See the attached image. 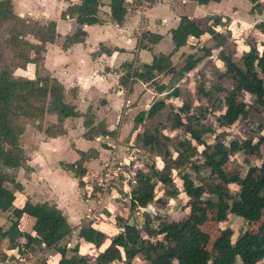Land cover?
<instances>
[{"label": "trees", "instance_id": "obj_1", "mask_svg": "<svg viewBox=\"0 0 264 264\" xmlns=\"http://www.w3.org/2000/svg\"><path fill=\"white\" fill-rule=\"evenodd\" d=\"M149 5L156 0H147ZM209 1L195 0L197 4ZM256 5L258 0H248ZM139 0H109V15L116 23L121 24L127 8L134 7ZM98 0H79L71 3L60 12V17H70L78 25L99 23L97 16ZM222 16L212 14L200 19L182 15L174 28L169 30L172 49L164 54H153L148 63L125 62L119 82L126 91L131 90L134 82L140 81L151 87L156 93H164L166 97H178L176 86L185 73L193 70L207 55L210 49L200 46L202 55L187 54L180 64H173L170 56L191 39L198 40L209 35L220 47L225 36L215 26H221ZM225 19V18H224ZM205 27L202 26L203 21ZM255 28L264 30V20L255 24ZM84 31L76 30L63 38L62 47L82 40ZM56 37L54 21L39 23L38 21L20 17L13 12L11 0H0V210L8 211L11 223L7 232L17 231L18 236L25 238V243L16 247L21 253L31 244H43L44 248H55L59 257L53 264H87L85 254L78 253L74 246L72 253L65 256L66 248L58 242L70 232L65 217L53 203L40 202L33 206V223L30 231L18 230V223L25 217L23 206L27 199L23 198L14 204V192L20 190V184L14 180L7 169L24 165L27 157L20 145V137L27 125L34 127L47 137L64 135L63 121L66 118L82 115V125L85 128L83 136L92 139L95 135L114 136V130H108L104 121L94 123L89 108L79 114L73 103L66 100L61 83L54 77L38 74V63L44 52L46 42H52ZM161 36L148 30L141 33L138 47L146 48L148 44L156 43ZM246 50L240 54V65L229 62L227 56L218 51V57L224 66L215 73L220 81H226L230 88L224 89L220 83L200 88V93L206 100L212 98L221 111L215 120L217 125L229 127L239 119L247 118L250 109L264 110V40L256 45L247 42ZM106 53L109 49L103 48ZM159 75H168L167 82H161ZM225 92H222V91ZM222 92L218 98L214 93ZM238 94H248L252 104L238 100ZM165 105V99L153 101L147 109L140 110L133 118L135 128L145 118H152ZM190 105L183 103L171 114L172 128H182L188 133L187 138L178 142L179 150L175 159H170L168 152H163L165 163L187 162L196 175L199 165L205 166L207 175L198 179L197 183L187 175H181V186L188 207L184 217L177 220H158L144 214L142 224L137 227L129 223L125 216L115 214L112 223L117 230L112 234L96 228L92 222L82 223L77 230V238L88 243L97 252L92 257L94 264H113L121 262L130 264L134 257H141L146 264H262L264 259V134H258L257 140L251 139L222 141L223 131L217 132L211 143L201 138L203 132H213V129L198 122V116L191 114ZM193 115V116H192ZM45 116H53V121L45 123ZM193 117L197 125L191 124ZM193 126V127H192ZM153 131V132H151ZM136 139L142 146L163 145V136L153 130L143 129L136 133ZM193 140L203 145L198 153L190 143ZM242 155H255L261 161L246 167L241 175L238 171L230 172L221 168L229 156L235 152ZM78 159L71 163H61L63 169L70 171L79 181V187H86L82 180L84 175L83 162L96 156L97 151L89 148L77 151ZM199 154L202 161L195 162L189 156ZM166 157V158H165ZM154 169V171L152 170ZM151 172L163 176L151 164L149 169L137 170V180L129 190L125 188L117 192L114 200H128L130 209L144 206L155 196ZM213 177L215 180L209 179ZM228 184H234L237 189L230 192ZM168 189V190H167ZM165 189L174 196V189ZM86 190V188H85ZM112 189L109 190V192ZM206 194L205 196H203ZM227 212L240 217L246 223L258 222L255 231L244 230L231 239L232 231L225 227L219 231L208 250V232L200 226L209 219L214 222L223 221ZM0 231V237H4ZM14 241L9 240L8 245ZM101 247V248H100ZM100 248V249H99ZM3 255V254H2ZM1 255V257H3Z\"/></svg>", "mask_w": 264, "mask_h": 264}, {"label": "crops", "instance_id": "obj_2", "mask_svg": "<svg viewBox=\"0 0 264 264\" xmlns=\"http://www.w3.org/2000/svg\"><path fill=\"white\" fill-rule=\"evenodd\" d=\"M78 2L79 0H11L13 12L18 16L28 17L39 23L47 21L55 23L56 37L44 45V52L37 67L38 74L56 78L64 89L66 100L74 104L79 114H83L89 108L91 113L95 112L96 120L104 118L107 129L111 130L110 118L120 110L122 97L130 101L139 91H142L143 95L153 91L147 84L137 81L131 85L129 92H124L118 84L121 65L130 61L148 63L153 54L168 53L172 49L169 30L177 25L180 16L188 14L184 11L186 1L156 0L150 5L147 1V5L142 8L137 7L138 5L132 8L129 6L121 24H116L110 18L109 0H98L97 16L101 20L99 23L78 25L73 18L60 17V12L68 4ZM220 2L221 0L216 3ZM192 3L195 4V0H192ZM185 16L200 19L206 15ZM77 27L84 31L82 40L62 47L63 38L72 34ZM146 30L159 34L161 38L154 44H148L146 48H140L138 41L141 33ZM182 47L172 55L177 54ZM103 48L109 49V53ZM98 99L100 101L96 105ZM26 127L21 137L26 133L32 136L23 141L20 137V145L27 159L24 165L7 169L21 187L14 192V204L20 203L23 198L27 199L23 206L25 217L18 223V230L30 231L34 219L33 206L36 203L47 202L56 205L70 227V232L63 238L77 234L78 227L85 222H92L96 228L107 233L105 230L107 225L96 224V220L101 211L107 209L108 220L113 224L115 215L111 207V204L115 203L113 191L104 197L99 210L90 213L91 204L86 200L85 187H79L78 179L70 171L63 169L61 163L74 162L78 159L77 151L94 148L97 151L96 156L83 162L85 171L82 180L86 186L88 176L99 168V161L108 153V143L115 142L121 146L124 144L120 140L121 137L117 136L115 140L109 135L84 138L82 115L64 119L65 133L62 136L47 137L31 126ZM28 129L30 130L27 132ZM74 133L78 135L74 136ZM98 147L101 152H98ZM90 167H93L94 171L91 172ZM2 214H5L10 225L12 218L9 212L0 210V215ZM16 234L17 231L12 230L5 233L4 237H0V253L4 255L0 256V261L14 253L16 247H21L25 243V238ZM9 240L14 241V244L8 245ZM77 243L92 247L78 238ZM29 248L36 250L42 262L48 260L46 264L55 263L59 257L58 253L50 256L45 254L53 248H44L42 243L31 244Z\"/></svg>", "mask_w": 264, "mask_h": 264}, {"label": "rangeland", "instance_id": "obj_3", "mask_svg": "<svg viewBox=\"0 0 264 264\" xmlns=\"http://www.w3.org/2000/svg\"><path fill=\"white\" fill-rule=\"evenodd\" d=\"M185 1L186 6L184 11H187L186 13H188L185 15H221L223 17V24L221 26H215L214 31L219 30L222 34H224L225 41L220 47H218L213 38L209 35H204L198 40L191 39L189 43L180 49V51H177V54L175 53L171 56L170 60L173 64H180L185 56L190 53L195 56L202 55L203 50L200 48V46L209 48L210 54L203 58L193 70L185 73L183 77L177 81L176 86L179 92L178 97H166L164 93L159 94L154 90H151L148 95H143L142 91H139L130 101L129 99L126 101L125 98L122 97V106L120 107V110L111 115L110 118V126L112 127L111 130H114L115 134L114 136L109 137L115 140L117 136H120V140L124 142L123 145L132 148L138 147L140 150L139 154L141 156L139 159L141 161L138 164V167L133 169V171L128 167L125 178H128L130 181L132 180V182L130 184L127 182V184H121L116 188H112L113 192L110 191L112 192V195L116 196L117 192H119L121 188H125L128 192V196H130L129 190L137 180V170L149 169L151 164L153 165V168L155 167L158 172L163 174V176H160L151 172L150 175L151 180L154 183L155 196L153 200L148 203L153 205L155 214H151L145 211V209H141L144 206H137V208L130 209L128 206V200L126 199L115 200V203H113V205L111 204L113 209L112 212H114V214L125 216L129 223H133L137 227L141 226L144 214H147L150 218H158V220H177L181 217H184V215L187 213L188 207L185 205L187 197L182 190L181 175H187L193 180L194 183H197L198 179L202 176L207 175L204 165H199V170L195 175L187 162L179 161L172 163L169 161V163H165L163 152L166 150L168 152L169 158L171 160L175 159L179 150L178 142L182 138H187L188 136V133H185L182 128L171 127L172 121L170 116L178 106H181L185 102L188 103L190 105L189 112L195 116H198V122L204 123L213 129V132L206 131L201 135V138L209 143L212 142L214 135L221 131L224 133L222 136V141L225 144L228 142V140L240 141L243 139H251L254 142L257 140L258 134H264V110L257 111L258 109L255 110L252 108L248 112L247 118L239 119L229 127H222L217 125L215 120L217 114L222 110L221 107L217 105L215 100H212V98L206 100L200 93L201 86L209 87L213 84L220 83L224 89L230 88L229 84L226 81H220V79L217 78V74L215 73L218 68L224 66V62L218 57L219 50H222V53L228 57L229 62L240 65L241 62L239 56L243 50L247 49L248 45L246 43L254 42L257 45L262 40H264V30L262 28H255V24H257V22L264 20V0H258L256 5H251L248 0H221L220 4L216 2H208L207 4H193L192 0ZM151 11H153V9ZM202 22V26L205 27L206 25L204 20ZM123 72L124 70L121 68V74H123ZM261 76L264 81V74ZM168 77V75H159L158 80L161 82H167ZM118 84L122 87V89H124L125 92L126 89L120 84L119 78ZM222 92L225 91L223 90ZM222 92L214 93V97L218 98L223 94ZM236 97L238 100H243L253 105L252 98L248 94H238ZM159 98L165 99L164 107L161 108L159 112L152 118H145L140 124L133 128L132 122L134 116L140 110L147 109L153 101ZM99 101L100 99H98L95 104L98 105ZM89 114H91V116L94 118V123L105 120L104 118H98L96 120V115H94L95 112ZM190 118H192L191 124L195 127L197 122H195L193 117ZM53 120L54 119L51 118V116H45V123ZM31 127L27 125L26 128ZM153 128H156L157 132L161 133L163 136H167V139L164 140L162 137H160L163 145L160 144L158 147L154 145L151 147L142 146L141 142L136 139V133L143 131V129L153 130ZM29 130L30 129H28L27 132ZM76 135L78 134L74 133V136ZM30 136H32L30 133H26L21 137V139L22 141L27 140L30 138ZM190 143L196 147L197 153L203 149V145L197 144L193 140H190ZM99 151L100 150L98 147V152ZM105 155L103 158H105ZM189 159L199 162L203 160V157L199 154H194L189 156ZM196 159L199 161H196ZM260 161L261 160L255 155L245 156L242 155L241 152L237 151L229 156L227 161L221 165V168L230 172L238 171L239 174L242 175L247 166L259 164ZM152 170L154 171V169ZM90 171H94V168L90 167ZM96 171H98V169ZM129 172H132V175H130ZM209 179L215 180L213 177H209ZM227 186L232 193H234L237 189L234 184H228ZM167 188L172 190L174 189V196H171L166 192L165 189ZM110 192L108 191L107 193L109 194ZM205 195L206 194L203 196ZM100 214L101 215H99V218L96 220V224H106L107 226L105 230L109 235L115 232L114 230L117 229L116 225L109 222L107 217L109 212L107 209L102 210ZM8 226L9 223L6 221L5 214L0 215V231L6 230L4 232H7ZM257 226L258 222L246 223L240 217L227 212L225 220L214 222L212 219H209L204 222L200 228L208 232V242L206 248L209 250L213 239L221 229L229 227L232 231L231 239L234 240L238 233L244 230L255 231ZM58 244L59 246L66 248L65 256H69L72 253L74 246L77 245L79 247V253H84L87 256V264H94L92 257L97 252L96 248L78 245L75 233L61 239ZM32 251L37 253L35 249ZM54 251L55 248L48 250L45 252V254L47 253V255L50 256L53 253H57V251ZM32 255L35 256V254ZM46 261L48 260L42 262V258L40 260V257L37 255V264H46ZM261 262L264 264V259ZM115 264L122 263L115 262ZM130 264L146 263L141 257H134Z\"/></svg>", "mask_w": 264, "mask_h": 264}, {"label": "built area", "instance_id": "obj_4", "mask_svg": "<svg viewBox=\"0 0 264 264\" xmlns=\"http://www.w3.org/2000/svg\"><path fill=\"white\" fill-rule=\"evenodd\" d=\"M137 5V7L142 8L147 5V1L139 0ZM108 148L109 150L105 158L99 161L98 171L93 172L87 178L85 197L91 204L90 213L99 210L102 200L108 195L107 192L110 189L116 188L121 184H127V182L129 184L132 182V180L130 181L128 178H125L128 167L133 171L141 161L139 160L141 156L138 147L119 146L115 142H109ZM129 173L132 175V172ZM141 209L155 214L151 203H146ZM31 253L37 257V253H34L29 247L24 248L21 253L15 250L10 256L0 261V264H37L36 257Z\"/></svg>", "mask_w": 264, "mask_h": 264}]
</instances>
